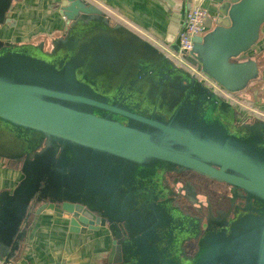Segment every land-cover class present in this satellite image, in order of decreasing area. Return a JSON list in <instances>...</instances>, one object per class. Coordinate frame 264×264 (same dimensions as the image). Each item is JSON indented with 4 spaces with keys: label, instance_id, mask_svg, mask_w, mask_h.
<instances>
[{
    "label": "water",
    "instance_id": "obj_1",
    "mask_svg": "<svg viewBox=\"0 0 264 264\" xmlns=\"http://www.w3.org/2000/svg\"><path fill=\"white\" fill-rule=\"evenodd\" d=\"M253 7L264 0H222L188 65L219 79L209 58L237 52L231 39ZM60 12L51 39L0 40V154L22 175L0 192V264H29L41 216L101 233L107 264H264V119H240L170 55L180 26L161 48L89 0H62ZM171 171L226 184L231 208L202 203L191 185L176 193Z\"/></svg>",
    "mask_w": 264,
    "mask_h": 264
},
{
    "label": "crops",
    "instance_id": "obj_2",
    "mask_svg": "<svg viewBox=\"0 0 264 264\" xmlns=\"http://www.w3.org/2000/svg\"><path fill=\"white\" fill-rule=\"evenodd\" d=\"M89 1L102 8L114 23L161 48H165L162 45H166L169 25L181 26L190 9L186 0ZM221 1L202 3L214 20L221 16L218 11ZM61 4L62 0H0V12L7 6L5 17L9 19V24L0 23V40L37 44L60 34L66 25ZM260 8L250 9L233 35L231 46L237 52L232 56L225 52L222 57L221 47L217 54H211L209 61L219 79L202 71L232 97L230 102L240 119H264V11ZM209 31L206 27L201 35L204 37ZM21 178L18 162L0 154V192L13 189ZM101 235L74 234L62 219L41 216L27 234L23 258L29 264H107L109 242Z\"/></svg>",
    "mask_w": 264,
    "mask_h": 264
},
{
    "label": "flooded vegetation",
    "instance_id": "obj_3",
    "mask_svg": "<svg viewBox=\"0 0 264 264\" xmlns=\"http://www.w3.org/2000/svg\"><path fill=\"white\" fill-rule=\"evenodd\" d=\"M166 184L169 185L172 190L178 193L179 190L182 189V193L186 191L192 193L190 190V185L194 188L195 195L202 201V203H210L215 209H220L223 205L228 206L227 208H231L228 195H224V192L228 191L230 194V187L224 183H220L214 180H210L204 176H201L192 171H182V172H169L166 174ZM211 188H214L211 190ZM219 190V191H218ZM173 191V192H174ZM181 194V193H180ZM231 195V194H230ZM233 197V196H232ZM231 197V198H232ZM240 199L237 197V200ZM234 200H232L233 202ZM208 202V203H207ZM209 205V204H208ZM193 207H197V204L190 205ZM211 210H213L211 208ZM208 212H206L207 214Z\"/></svg>",
    "mask_w": 264,
    "mask_h": 264
},
{
    "label": "built area",
    "instance_id": "obj_4",
    "mask_svg": "<svg viewBox=\"0 0 264 264\" xmlns=\"http://www.w3.org/2000/svg\"><path fill=\"white\" fill-rule=\"evenodd\" d=\"M208 16V9L204 7V5H200L195 9H189L185 17L183 19V23L179 28L176 38V45L178 47L177 51L171 52L170 55L176 58L181 64L189 66V68L196 73V75L203 80L205 84L214 89L217 93H219L222 97L226 96L227 98H231L230 96L225 94L221 88L210 81L202 71L198 70L197 66L188 65L186 61V53H189L193 50L194 47V37L201 35L203 31L206 29L205 19ZM225 98V97H224Z\"/></svg>",
    "mask_w": 264,
    "mask_h": 264
},
{
    "label": "rangeland",
    "instance_id": "obj_5",
    "mask_svg": "<svg viewBox=\"0 0 264 264\" xmlns=\"http://www.w3.org/2000/svg\"><path fill=\"white\" fill-rule=\"evenodd\" d=\"M196 47H197V44H195V47H194V50H192L191 52L189 53H186V55L188 56H192V54H194L196 52ZM214 189V188H211V190Z\"/></svg>",
    "mask_w": 264,
    "mask_h": 264
},
{
    "label": "trees",
    "instance_id": "obj_6",
    "mask_svg": "<svg viewBox=\"0 0 264 264\" xmlns=\"http://www.w3.org/2000/svg\"><path fill=\"white\" fill-rule=\"evenodd\" d=\"M223 97H225V98H226L227 100H229V101L232 100V97H231V98H227L226 96H223Z\"/></svg>",
    "mask_w": 264,
    "mask_h": 264
}]
</instances>
